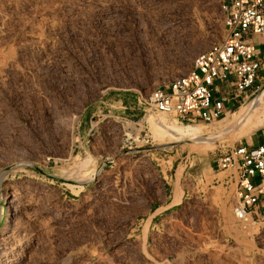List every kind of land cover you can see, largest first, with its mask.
<instances>
[{
    "label": "rangeland",
    "instance_id": "obj_1",
    "mask_svg": "<svg viewBox=\"0 0 264 264\" xmlns=\"http://www.w3.org/2000/svg\"><path fill=\"white\" fill-rule=\"evenodd\" d=\"M225 22L222 0H0V234L7 192L43 200L29 221L32 259L5 264H108L100 253L123 264H249L247 252L264 264V204L239 217L236 185L215 162L264 138V102L234 122L264 79L209 123L146 102L226 37ZM122 117L136 122L133 138ZM152 117L174 131L154 133ZM209 238L241 256L197 248Z\"/></svg>",
    "mask_w": 264,
    "mask_h": 264
},
{
    "label": "built area",
    "instance_id": "obj_2",
    "mask_svg": "<svg viewBox=\"0 0 264 264\" xmlns=\"http://www.w3.org/2000/svg\"><path fill=\"white\" fill-rule=\"evenodd\" d=\"M222 8L226 37L198 53L187 74L154 88L146 97L149 106L181 122L209 123L226 113L228 99H248L261 88L262 83H257L260 51L247 38L258 34L264 46V0H222ZM117 121L123 137L133 138L136 122L130 126L124 117ZM149 136L143 138L147 143ZM215 162L219 169L228 171L226 184L236 185L235 212L239 217L264 204V143L233 145Z\"/></svg>",
    "mask_w": 264,
    "mask_h": 264
},
{
    "label": "bare ground",
    "instance_id": "obj_3",
    "mask_svg": "<svg viewBox=\"0 0 264 264\" xmlns=\"http://www.w3.org/2000/svg\"><path fill=\"white\" fill-rule=\"evenodd\" d=\"M39 39H40V37H39ZM3 59H4L3 55L0 52V67L3 66L2 64L5 61ZM263 102H264V90L260 94H258L254 99H252V101L249 103V105L246 107V109L244 108L245 109L244 111H243V109L240 110L241 112L242 111L243 112L238 119L234 120V122L237 121L238 123H240L242 121L244 122L245 120H249V118L253 117V114H255L254 112L258 111L257 109L261 106V104ZM159 114H164V113L160 112ZM151 123H152V129H153L154 133H156V134L171 133L172 131H174V126L167 125V123L164 119L152 117ZM237 126H239V125H237ZM233 135H234V133H233ZM40 199L41 198H38L36 195H33V194H31V192H28V191H26V192L22 191V192H17V193L13 191V192H7L6 193L5 200L8 202V210L9 211L7 212V215H8L7 224L5 225V228H3V230L1 231V234H0V264H5L4 262H5V260H7V258H11V260L20 259V261H21L23 259V257L26 255H28V259H32V258H30L31 256H30L29 252L35 253L33 251H36V250H34L35 247H33V249H32L33 244H32V242L30 243V241L32 240L30 238L31 233H32V231H30V229L33 226H30L31 224L29 223V221L32 220V218H33L32 216H34V210L36 209L37 205L40 202L43 203V200L40 201ZM44 205L46 206L45 203H44ZM24 206H25V208L20 213V208H22ZM36 210L39 212L38 209H36ZM39 218H40V215L36 216V218L33 219V221H36V219L38 220ZM43 218H44V216H43ZM50 219L51 218H49V220ZM39 221L40 220L37 221V224ZM46 223H47V225H50L49 222L46 221ZM42 224L43 223H40L38 225L42 226ZM47 225L44 224V226H47ZM44 228H47V227H44ZM49 228H48V231H50ZM207 242H208V244L206 246L201 247V248L198 246L197 248H199L203 251L209 250V248H219V250H221L222 253L227 254V255H232L236 258H238V256H241V254H242V253H240L241 250L237 246L231 245V246L224 247V246L217 244V242L215 240L210 239V238L208 239ZM2 246H4V247H2ZM19 247H21V248H19ZM22 249L26 250L24 252L25 255H24V253H22V255H20V252L22 251ZM31 250H33V251H31ZM100 255H101L100 257L102 258L103 262L105 261L108 264H123L120 262H115V260L113 261L110 257H108V255H105L103 253H100ZM247 261L249 262V264H258L255 256L253 254H248V252H247ZM30 263L31 262H29V264ZM64 263H66V264L71 263L70 258L67 257V259L65 260ZM129 264H136V263H129ZM151 264H165V263L162 260H154V261H152Z\"/></svg>",
    "mask_w": 264,
    "mask_h": 264
},
{
    "label": "crops",
    "instance_id": "obj_4",
    "mask_svg": "<svg viewBox=\"0 0 264 264\" xmlns=\"http://www.w3.org/2000/svg\"><path fill=\"white\" fill-rule=\"evenodd\" d=\"M247 40L250 43L256 44L258 49H259V51H260L259 58L261 60V67H260L259 72H258L257 83H262L263 79H264V46H263V39L258 34H251V35L248 36ZM222 88H224L226 91H230V87H228V86H223ZM232 101L237 104V103L243 101V98L235 99V98L231 97L230 99H228L226 101V103H225V106H226L227 110L231 109V107H228V104L230 102H232ZM256 141L257 142H254L252 145H257V144H260V143H264V138H262V136L258 135L257 138H256Z\"/></svg>",
    "mask_w": 264,
    "mask_h": 264
}]
</instances>
